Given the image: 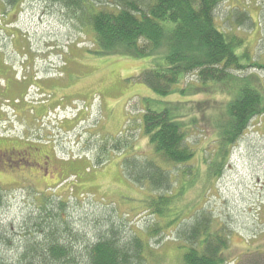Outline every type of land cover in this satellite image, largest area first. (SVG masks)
Instances as JSON below:
<instances>
[{
  "label": "rangeland",
  "instance_id": "1",
  "mask_svg": "<svg viewBox=\"0 0 264 264\" xmlns=\"http://www.w3.org/2000/svg\"><path fill=\"white\" fill-rule=\"evenodd\" d=\"M243 12L248 18L239 22ZM216 22L244 39L236 53L249 51L245 69L235 72L229 86L205 88L190 74L175 94L160 96L139 79L153 58L98 55L90 26L61 3L22 0L13 9L0 0L1 138L47 143L62 167L33 188L0 180V234L6 238L0 255L16 257L20 236L36 233L40 202L50 199L58 205L64 201L59 211L77 234V239L69 236L76 244L83 247L114 228L121 242H145L147 260L141 264H184L180 219L190 223L191 211L200 208L229 237L226 264H240L251 250L264 252V113L232 145L218 140L227 124L228 102L241 85L249 83L264 97V69L249 65L264 64V0H223ZM158 54L164 56V49ZM167 102L181 107L174 113L184 115L187 141L195 152L180 167L155 154L142 125L145 109L162 110ZM118 142L131 149L116 152ZM222 149L228 151L225 158ZM146 156L174 175L172 197L162 204L161 216L152 212L149 195L156 199L168 191L140 188L128 175L131 159ZM188 168L192 173L186 176ZM158 226L162 230L155 235Z\"/></svg>",
  "mask_w": 264,
  "mask_h": 264
},
{
  "label": "trees",
  "instance_id": "2",
  "mask_svg": "<svg viewBox=\"0 0 264 264\" xmlns=\"http://www.w3.org/2000/svg\"><path fill=\"white\" fill-rule=\"evenodd\" d=\"M2 1L5 7L13 9L22 3V0ZM50 1L63 4L74 17L85 19L98 55L153 58L154 63L140 73L139 79L160 96L175 94L177 85L190 74H195L205 88L229 86L235 80V72L245 69L247 64L243 60H249L248 50L242 55L236 53V49L244 45V39L217 25L216 12L223 0ZM247 18L243 12L238 20L242 22ZM163 49L164 56L158 58ZM249 65L264 69L260 62ZM263 103L260 91L246 82L241 85L237 96L228 102L227 124L218 131L220 144L229 146L238 140L252 119L264 113ZM171 104L164 103L162 110L145 109L142 125L155 154L172 167H180L186 165L195 152L187 141L188 131L182 122L184 115L174 113L177 108L182 109ZM129 145L118 142L113 149L116 152L130 150ZM227 153V150H221L222 157L225 158ZM98 163H103L101 158ZM130 166L128 175L140 188L168 191L169 195L160 194L156 199L149 195L152 212L161 216L162 204L171 200L170 189L175 182L170 168L147 156L132 158ZM215 171L220 172V167ZM184 173L187 176L192 171L188 168ZM3 202L0 190V208ZM64 206V201L58 205L51 199L42 200L39 214L34 219L36 233L21 235L15 248L16 257L0 255V264H141L147 260L145 242L141 238L121 242L114 228H110L109 234H101L95 241L84 243L83 247L76 244L77 240H71L69 236L77 239V234L71 231L67 217L59 211ZM191 212L190 223L180 219L183 225L180 237L186 245L184 264H226L225 252L230 242L225 229L215 227L214 219L206 209ZM24 228L25 231L28 229L27 226ZM161 230L158 226L153 233L159 235ZM5 239L0 234V242ZM7 241L9 244L13 240ZM240 264H264V252L248 251Z\"/></svg>",
  "mask_w": 264,
  "mask_h": 264
},
{
  "label": "flooded vegetation",
  "instance_id": "3",
  "mask_svg": "<svg viewBox=\"0 0 264 264\" xmlns=\"http://www.w3.org/2000/svg\"><path fill=\"white\" fill-rule=\"evenodd\" d=\"M29 141L23 137L17 140L2 139L0 135L1 181H15L22 187L33 188L60 172L62 167L55 154L52 155L54 152L50 153L45 147L47 143ZM75 163L77 161H72L71 164Z\"/></svg>",
  "mask_w": 264,
  "mask_h": 264
}]
</instances>
